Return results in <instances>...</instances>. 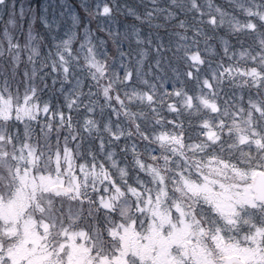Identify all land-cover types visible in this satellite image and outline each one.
Listing matches in <instances>:
<instances>
[{"label":"snow or ice","instance_id":"6c2138e0","mask_svg":"<svg viewBox=\"0 0 264 264\" xmlns=\"http://www.w3.org/2000/svg\"><path fill=\"white\" fill-rule=\"evenodd\" d=\"M0 264H264V0H0Z\"/></svg>","mask_w":264,"mask_h":264}]
</instances>
